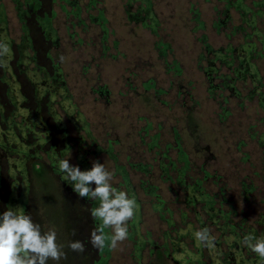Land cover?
Masks as SVG:
<instances>
[{
  "label": "rangeland",
  "instance_id": "obj_1",
  "mask_svg": "<svg viewBox=\"0 0 264 264\" xmlns=\"http://www.w3.org/2000/svg\"><path fill=\"white\" fill-rule=\"evenodd\" d=\"M0 38V211L54 227L60 264H258L239 238L264 234V0H0ZM70 157L137 199L115 250L67 248L97 226Z\"/></svg>",
  "mask_w": 264,
  "mask_h": 264
},
{
  "label": "clouds",
  "instance_id": "obj_2",
  "mask_svg": "<svg viewBox=\"0 0 264 264\" xmlns=\"http://www.w3.org/2000/svg\"><path fill=\"white\" fill-rule=\"evenodd\" d=\"M11 51L6 39L0 38V67L8 63ZM70 159L55 160L59 179L78 198L96 202L90 216L97 226L91 229L86 241L70 240L67 248L77 254L85 252L86 244L98 251L115 250L130 236L129 224L139 209L137 199L122 186L113 184L115 170H109L105 163L93 159L89 168L81 169L79 164L70 163ZM192 235L198 247L212 254L217 252L216 238L208 227L193 230ZM236 239L226 237L229 244ZM239 239L254 254L258 264H264V234L248 233ZM64 249L65 245L58 242L57 230L54 227L44 230L23 206L9 205L0 211V264H60L66 257Z\"/></svg>",
  "mask_w": 264,
  "mask_h": 264
},
{
  "label": "trees",
  "instance_id": "obj_3",
  "mask_svg": "<svg viewBox=\"0 0 264 264\" xmlns=\"http://www.w3.org/2000/svg\"><path fill=\"white\" fill-rule=\"evenodd\" d=\"M41 170H42L41 168L40 169H37V173H38L39 178L42 177V171ZM203 200H205L206 204L207 203H210V200L207 199V197H204Z\"/></svg>",
  "mask_w": 264,
  "mask_h": 264
}]
</instances>
